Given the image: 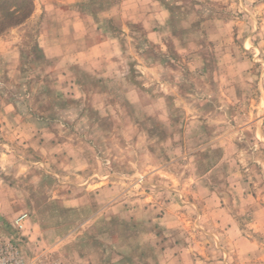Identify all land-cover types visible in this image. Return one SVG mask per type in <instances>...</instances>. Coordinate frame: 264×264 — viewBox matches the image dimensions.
<instances>
[{
	"label": "rangeland",
	"instance_id": "374dc122",
	"mask_svg": "<svg viewBox=\"0 0 264 264\" xmlns=\"http://www.w3.org/2000/svg\"><path fill=\"white\" fill-rule=\"evenodd\" d=\"M50 1L0 0V264H264V0Z\"/></svg>",
	"mask_w": 264,
	"mask_h": 264
},
{
	"label": "crops",
	"instance_id": "0c3cea01",
	"mask_svg": "<svg viewBox=\"0 0 264 264\" xmlns=\"http://www.w3.org/2000/svg\"><path fill=\"white\" fill-rule=\"evenodd\" d=\"M82 1L83 0H51L48 3L50 8L45 6L44 11L47 10V14L51 13L50 15H52V16H50V19L52 21H56L53 24H56L57 26H61L64 33L76 31L75 32L76 35L80 34V36H82L85 33L84 26H83V25H85V22L81 18V15L79 16V14L76 13L73 9V7L76 8V6H78L80 4V2H82ZM58 5H59V7H57ZM58 8L62 13L66 14L65 19L60 20V22H57V21H59L60 17L58 18L55 16L56 13L57 14L59 13V12H57ZM49 9H51V11H49ZM78 18H80V22H79ZM159 22L157 21V23H159ZM54 38L55 39L53 41H58V36L57 37L55 36ZM3 41H4V38H2L0 36V43ZM60 53L62 55L65 54L64 51H61ZM18 55H19V59H20V53ZM54 55H57V54H54ZM51 56H53V55L51 54ZM19 62H20V60H19ZM222 211H224L223 208L216 209L215 212L217 214L214 216L219 215V213ZM199 216H201V215H199ZM220 223H222V222H220ZM227 228H229V227H227Z\"/></svg>",
	"mask_w": 264,
	"mask_h": 264
},
{
	"label": "trees",
	"instance_id": "16d2710c",
	"mask_svg": "<svg viewBox=\"0 0 264 264\" xmlns=\"http://www.w3.org/2000/svg\"><path fill=\"white\" fill-rule=\"evenodd\" d=\"M23 1H27L30 5H31V8L33 7V2H32V0H23ZM31 13V12H30ZM29 13V14H30ZM29 15H27V17H28ZM26 17V18H27ZM39 50L38 49H36V47L34 48V52L36 53V56L38 57H40V54H39V52H38Z\"/></svg>",
	"mask_w": 264,
	"mask_h": 264
},
{
	"label": "built area",
	"instance_id": "2783aa9c",
	"mask_svg": "<svg viewBox=\"0 0 264 264\" xmlns=\"http://www.w3.org/2000/svg\"><path fill=\"white\" fill-rule=\"evenodd\" d=\"M17 264H22L21 262H17Z\"/></svg>",
	"mask_w": 264,
	"mask_h": 264
}]
</instances>
